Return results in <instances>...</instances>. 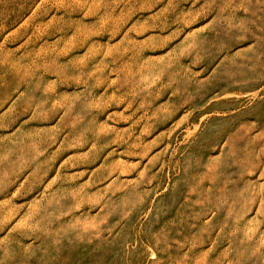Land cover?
<instances>
[{"label": "rangeland", "instance_id": "rangeland-1", "mask_svg": "<svg viewBox=\"0 0 264 264\" xmlns=\"http://www.w3.org/2000/svg\"><path fill=\"white\" fill-rule=\"evenodd\" d=\"M0 264H264V0H0Z\"/></svg>", "mask_w": 264, "mask_h": 264}]
</instances>
